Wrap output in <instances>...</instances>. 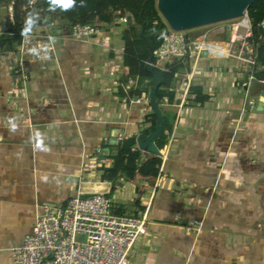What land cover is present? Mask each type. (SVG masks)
<instances>
[{
	"label": "crops",
	"instance_id": "crops-1",
	"mask_svg": "<svg viewBox=\"0 0 264 264\" xmlns=\"http://www.w3.org/2000/svg\"><path fill=\"white\" fill-rule=\"evenodd\" d=\"M123 29L111 24L103 36L76 40L60 24L57 58L28 61L27 91L19 92L15 57L0 44V264H17L13 249L45 205L79 192L108 194L117 214L148 210L131 264H264V113L246 109L264 81L251 71L246 82L247 67L232 58H188L194 85L210 99L181 105L178 74L165 88L163 107L176 120L162 173L140 194L124 173L104 178L116 166L119 135L139 141L154 113V79L124 64Z\"/></svg>",
	"mask_w": 264,
	"mask_h": 264
},
{
	"label": "built area",
	"instance_id": "built-area-1",
	"mask_svg": "<svg viewBox=\"0 0 264 264\" xmlns=\"http://www.w3.org/2000/svg\"><path fill=\"white\" fill-rule=\"evenodd\" d=\"M16 1L0 0V37L17 35L11 29ZM29 1L30 6L37 2ZM62 21L60 15L47 17L41 25V31L32 29L24 34L17 48L11 51L17 69L15 83L20 88L17 92L21 89L27 91V61L45 64L51 58H57L55 39ZM128 21V16L119 11L112 25L118 31V26L123 29ZM167 25L168 30L163 34L164 42L155 49V67L168 71L167 63L174 59L187 58V63L188 58L204 57L236 59L246 67L250 66L254 75L263 68L257 59L254 29L248 10L238 18L208 25L211 27L197 36L190 35L188 30H174ZM107 27L77 22L72 27L71 35L73 39L86 40L103 36ZM260 27L264 29V20ZM213 32L225 38L215 40L211 36ZM105 43H109L108 39ZM177 74L180 77L178 90H182L181 105H189L197 97L191 90L196 72L186 70ZM167 99L164 97L163 102ZM125 137V134L119 135L120 139ZM133 149L144 152L138 141ZM159 157L163 158V155ZM148 221V210L136 215L117 214L108 194L79 192L64 203L45 205L24 244L13 249V258L17 264H131L129 254L137 240L147 233Z\"/></svg>",
	"mask_w": 264,
	"mask_h": 264
},
{
	"label": "trees",
	"instance_id": "trees-1",
	"mask_svg": "<svg viewBox=\"0 0 264 264\" xmlns=\"http://www.w3.org/2000/svg\"><path fill=\"white\" fill-rule=\"evenodd\" d=\"M18 1H16L15 5L14 22L11 24V29L17 35L1 36L0 44L3 49L6 47L7 51H14L20 43L22 36L32 29L41 26L49 16L56 17L60 15L63 19L61 23H64L72 30L73 25L77 22L109 26L113 24L120 11L129 18L128 23L124 25L125 28L123 29L125 41L124 64L129 68L132 76H140L142 79H154L153 75L146 69V62L150 57V51L145 35L151 36L154 47L157 49L163 44V34L168 30V25L157 8V0H37L32 6H30L29 0H25L23 10L32 9L44 15L45 19L42 17L38 19L35 15L31 18H25L19 9ZM247 10L253 24V38L256 41L257 59L263 67L262 70L255 73V77L258 80L264 81V34H261L259 31V25L264 20V0L256 1ZM138 24L141 26L145 24V35L142 33L143 28L140 30ZM153 61L156 62L155 57ZM186 61L187 58H177L167 63L169 70L165 71L166 81L157 94V101L161 105L165 120L164 131L160 138L156 140V144L161 150L168 145L169 134L167 130L172 132L176 120V114L163 107V98L166 93L165 88L169 87L176 79L177 72L189 70V64ZM26 69L29 72L28 61ZM154 84L155 79L150 83L151 88ZM191 90L197 94V97L193 100L199 104H205L210 99V94L205 92L204 87L193 85ZM133 93L138 96L142 95V92L138 90H134ZM150 117L151 126L140 132V139L149 137L156 130L157 116L155 112ZM136 144V135L128 139L124 138L122 142L120 141L119 154L115 159L116 166L108 175H104V178L116 179L119 173H124L137 186L138 193L142 194L148 188L155 186L152 181L160 177L165 160L159 156H148L144 162L143 152L139 149H133ZM142 181H147V185L143 186Z\"/></svg>",
	"mask_w": 264,
	"mask_h": 264
},
{
	"label": "water",
	"instance_id": "water-1",
	"mask_svg": "<svg viewBox=\"0 0 264 264\" xmlns=\"http://www.w3.org/2000/svg\"><path fill=\"white\" fill-rule=\"evenodd\" d=\"M259 0H157V8L165 21L174 30H191L201 28L218 22L238 18L244 14L248 7ZM143 31L145 24H143ZM261 34L264 33L262 27L259 28ZM145 35V34H144ZM150 57L146 62V69L154 79L155 84L149 91L151 105L157 116V127L155 132L149 137L138 141L140 149L148 156H161L162 151L156 144V140L160 138L164 131V115L161 105L157 101V94L161 86L166 81V72L161 67H155L153 60L155 57V47L151 36H146ZM259 70H262L261 68ZM251 67H247L245 81L249 80ZM17 69L13 71L14 79H16ZM248 90V86H245ZM138 100V96L135 97ZM252 99L255 105H252ZM246 109L264 113V89H260L255 94L248 93L246 96Z\"/></svg>",
	"mask_w": 264,
	"mask_h": 264
},
{
	"label": "rangeland",
	"instance_id": "rangeland-1",
	"mask_svg": "<svg viewBox=\"0 0 264 264\" xmlns=\"http://www.w3.org/2000/svg\"><path fill=\"white\" fill-rule=\"evenodd\" d=\"M24 4H25V0H19L18 1V5H19V9H20V11L23 13V15L25 16V18H31L32 16H34L35 15V17H37L38 19L39 18H46V17H44V15H41L40 13H38V12H36V11H34V10H27V11H25V10H23V6H24ZM161 14V13H160ZM162 16V15H161ZM162 18L164 19V17L162 16ZM132 21V20H131ZM131 21H130V23H131ZM164 21H165V19H164ZM166 22V21H165ZM115 26H117V25H115ZM138 26H139V29L141 30V28H143V26H141L140 24H138ZM118 27H122V26H118ZM209 27H211V26H204V27H201V28H196V29H191V30H188L187 32H191V31H198V32H200V34H201V32H204V31H206V29H208ZM120 28L118 29V30H120ZM197 35H199V34H197L196 33V35H194V36H197ZM112 37H115V35L113 34L112 35ZM214 39H221L220 37H214ZM204 58V57H203ZM234 60H236V59H234ZM244 65V64H243ZM139 83H142V82H139Z\"/></svg>",
	"mask_w": 264,
	"mask_h": 264
}]
</instances>
